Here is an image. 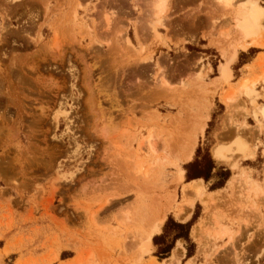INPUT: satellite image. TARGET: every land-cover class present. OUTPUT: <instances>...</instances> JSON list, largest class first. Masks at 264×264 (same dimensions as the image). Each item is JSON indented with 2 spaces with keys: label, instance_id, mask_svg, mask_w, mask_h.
<instances>
[{
  "label": "rangeland",
  "instance_id": "1",
  "mask_svg": "<svg viewBox=\"0 0 264 264\" xmlns=\"http://www.w3.org/2000/svg\"><path fill=\"white\" fill-rule=\"evenodd\" d=\"M187 1L166 0L157 24L153 0H0V236L15 233L11 245L54 225L75 250L86 236L125 264H264V53L240 69L264 48V19L257 44L236 20L243 4L264 0H211L226 24L207 36L212 48L178 38L198 20ZM233 48L230 76L218 78ZM243 78L256 81L251 97L237 89ZM198 148L215 162L206 183L185 180ZM253 158L255 179L239 163ZM226 169L238 174L210 191ZM196 211L192 255L178 239L158 260L153 237L167 217ZM70 264H97L94 251Z\"/></svg>",
  "mask_w": 264,
  "mask_h": 264
},
{
  "label": "crops",
  "instance_id": "2",
  "mask_svg": "<svg viewBox=\"0 0 264 264\" xmlns=\"http://www.w3.org/2000/svg\"><path fill=\"white\" fill-rule=\"evenodd\" d=\"M187 2L194 3V7L191 8L189 14L197 17L198 20L196 21L195 25L190 26L188 30H184L178 33V38L182 40L187 37L190 39L192 36H194V40L185 41V43L204 41V46L212 48L208 44L209 37L207 36L210 35V33L218 35L219 29L226 28L225 19L221 15L223 11L219 7L214 6L211 0H188ZM200 3L203 4V8L200 7ZM213 9L215 10V12L213 11ZM215 16L217 17L215 21H217L220 26L217 25L214 31L212 24L214 20L213 17ZM203 34H206V37L203 36ZM181 45L183 46L184 44L180 43L179 46ZM251 49L255 50L254 54L246 61L242 62L240 66V69L244 70V74H247L245 65L250 64L258 54L264 53V48ZM241 54L242 52H240L236 61L239 60ZM232 83H235V81ZM262 136L263 134H261V140ZM258 149L261 150L260 147ZM253 160L254 158L251 160H240L239 163L241 164V167L244 168V173L249 174L251 178L255 179L254 173L257 170L252 164ZM237 174L238 173H234L233 171L232 175H230L229 178L236 177ZM227 181L226 184H228ZM216 190L218 189L210 191ZM47 226H44V228L39 232H31L30 230H28V232L26 231L23 235V245L20 248L11 245L17 237L15 233H12L5 238H2L3 236H0V240L4 239V242L0 245V264H70V261L77 257V252H82L85 255V253L89 249L94 251V256L97 264L126 263V260L123 257H118V249L110 251L106 249V247L99 246L98 243L88 244L86 236H80L82 243L79 244L78 249L75 250L72 246L68 245V243L70 242L69 237L56 229L54 225H50L51 229L47 228ZM6 247H8L9 249L5 253L4 249ZM101 252L107 254L108 258L102 260L100 256ZM51 256L53 257L47 260L48 257Z\"/></svg>",
  "mask_w": 264,
  "mask_h": 264
},
{
  "label": "bare ground",
  "instance_id": "3",
  "mask_svg": "<svg viewBox=\"0 0 264 264\" xmlns=\"http://www.w3.org/2000/svg\"><path fill=\"white\" fill-rule=\"evenodd\" d=\"M165 1L166 0H153V7H154L155 11H157V16L155 17V23H157V24H161L162 23L161 22V16L159 14L164 9ZM219 1H221V3H223V4H225V6L230 7V4L232 3L233 0H219ZM237 12H238V10H237ZM263 19H264V6L259 5L257 2H248L246 4H243V6L239 9V12H238V14L236 16L237 25H238V27H239V29L241 31V34H242L241 36L250 37V38H252L250 43L251 44H257V41L255 39V35L258 34L259 29H260V22ZM215 41H218V40H215ZM212 43L215 44V42H212ZM217 45H221V44L217 43ZM245 46H246V44H245ZM241 47H244V44ZM219 48L222 49V47H219ZM234 50H235V48H233L231 54H229V57L226 60V62L224 64H221L220 69H219L220 76H218V78L222 79V78H228L230 76L229 62L231 61V59H232V57H233V55L235 53ZM222 51H223V49H222ZM255 84H256V81L249 80L247 78H243L241 80V82L239 83V86L237 87V89H238V91H243L246 95H249V97H251L250 95L254 92ZM233 93H234V90H233V92H230L229 94H227V96H225L224 99H226V101H232V94ZM89 95L90 96H88V98L87 97L86 98L89 99L90 102H92L93 98H92L91 94H89ZM90 102H89V104H90ZM90 106H92V105H90ZM204 123H205V117L203 116V118L200 119V121L198 122L197 130L202 131L203 128H204V125H205ZM194 145H195V143L192 142V143H190V145L185 147V149L183 151V154H182V160L188 161L192 157V154H193V151H194ZM213 153L215 154L214 156H216L217 158H221L223 156L222 150L219 148V146H216V148L214 147V152ZM138 170H140V168H138ZM179 172H180L179 173L180 174V178H182L183 170L180 169ZM190 184H191L190 185V191H192V193L199 195V194H201L203 192L204 187H203L202 180H198V181L195 180V181L191 182ZM187 199H186L185 204L187 206L188 205H192L193 202L191 203L190 201H187ZM184 211H185L184 208H180V213H182ZM185 218L186 217H183V219H181V220H184ZM161 219H162L161 216H159V217L157 216V218H156V220L154 222L156 223V222L160 221ZM154 222H153V224H155ZM153 224H151V226H155ZM151 229L152 228H150L149 232H146L144 234V242H145V244H147V247L150 246V237H151V234H152ZM179 241H177V243ZM177 251H179V250H177ZM174 252H176V251H174ZM177 254H179V253H174L172 255V258L174 260H176L177 258L179 260L180 255L178 256ZM173 261H172V263H174ZM176 262H178V261H176ZM176 262H175V264H176Z\"/></svg>",
  "mask_w": 264,
  "mask_h": 264
},
{
  "label": "trees",
  "instance_id": "4",
  "mask_svg": "<svg viewBox=\"0 0 264 264\" xmlns=\"http://www.w3.org/2000/svg\"><path fill=\"white\" fill-rule=\"evenodd\" d=\"M214 168L215 162L209 152V148L206 149L202 155H200V148H198L195 159L188 163L186 167V180L190 181L192 179L202 178L206 183L209 181ZM229 175L230 171L228 169L222 171L220 173L221 180H218L216 184H212L210 189L213 190L223 187ZM196 207H199V204H197ZM197 218V211L194 212L192 217L186 222L175 221L174 218L169 215L164 223L163 232L153 237V244L156 246L154 256H156L158 260L167 258L174 247L175 241L178 239H183L189 244L187 248V257L191 256L194 244L190 239V230ZM169 235L171 236V240L166 242L165 240Z\"/></svg>",
  "mask_w": 264,
  "mask_h": 264
}]
</instances>
